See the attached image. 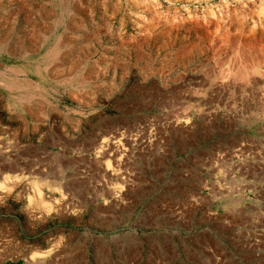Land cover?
Segmentation results:
<instances>
[{
  "label": "rangeland",
  "instance_id": "374dc122",
  "mask_svg": "<svg viewBox=\"0 0 264 264\" xmlns=\"http://www.w3.org/2000/svg\"><path fill=\"white\" fill-rule=\"evenodd\" d=\"M0 264H264V0H0Z\"/></svg>",
  "mask_w": 264,
  "mask_h": 264
},
{
  "label": "crops",
  "instance_id": "0c3cea01",
  "mask_svg": "<svg viewBox=\"0 0 264 264\" xmlns=\"http://www.w3.org/2000/svg\"><path fill=\"white\" fill-rule=\"evenodd\" d=\"M35 34L36 35L45 34L44 41L46 43L47 48L49 47V45L51 46H53L54 44L56 45L57 44L56 42H58L56 41V39L50 36H55V35L57 36L58 34L69 35L71 37L63 40L62 45H68L69 47L77 46L79 50L81 49V25H71L58 30L45 27L44 30L37 29Z\"/></svg>",
  "mask_w": 264,
  "mask_h": 264
},
{
  "label": "bare ground",
  "instance_id": "6f19581e",
  "mask_svg": "<svg viewBox=\"0 0 264 264\" xmlns=\"http://www.w3.org/2000/svg\"><path fill=\"white\" fill-rule=\"evenodd\" d=\"M6 88V87H5ZM21 96V95H20Z\"/></svg>",
  "mask_w": 264,
  "mask_h": 264
}]
</instances>
